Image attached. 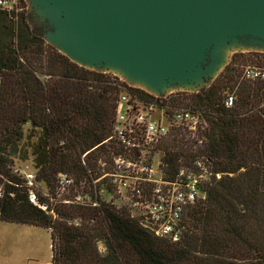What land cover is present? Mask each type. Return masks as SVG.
<instances>
[{
  "label": "trees",
  "instance_id": "obj_1",
  "mask_svg": "<svg viewBox=\"0 0 264 264\" xmlns=\"http://www.w3.org/2000/svg\"><path fill=\"white\" fill-rule=\"evenodd\" d=\"M249 54L264 66V51L232 52L208 85L159 101L110 71L72 61L44 40L28 11L0 10V221L46 228L49 264H264V80L241 76L245 63L233 64ZM121 91L154 99L168 114L188 106L204 121L196 138L177 125L158 144L170 171L198 155L210 166L204 197L186 205L176 240L108 201L61 198L71 190L70 198L91 199V174L108 154L102 142ZM16 155L30 157L34 182L47 188L34 186L36 203L12 168ZM60 173L71 181L57 195Z\"/></svg>",
  "mask_w": 264,
  "mask_h": 264
},
{
  "label": "water",
  "instance_id": "obj_2",
  "mask_svg": "<svg viewBox=\"0 0 264 264\" xmlns=\"http://www.w3.org/2000/svg\"><path fill=\"white\" fill-rule=\"evenodd\" d=\"M26 1L53 28L44 40L72 61L117 68L125 82L152 94L197 91L230 49L264 48V0Z\"/></svg>",
  "mask_w": 264,
  "mask_h": 264
},
{
  "label": "built area",
  "instance_id": "obj_3",
  "mask_svg": "<svg viewBox=\"0 0 264 264\" xmlns=\"http://www.w3.org/2000/svg\"><path fill=\"white\" fill-rule=\"evenodd\" d=\"M22 9L28 11L26 0H0V10L13 17ZM241 76L264 80V66L247 63L241 68ZM149 94L159 101L167 97ZM154 99L144 100L125 91L119 92L111 132L102 142L109 148L108 154L97 157L96 168L91 174V199L83 198L79 193L72 198L65 195L61 198L65 202L87 201L91 205L98 204V200L108 201L127 209L154 234L176 240L181 232L180 221L186 205L204 197L210 166L206 157L198 155L190 164L178 163L170 171L158 144L169 128L177 125L196 138L204 121L198 110L188 106L173 108L168 114ZM232 101V93H227L224 105L228 106ZM13 170L24 178L28 198L36 203L34 173ZM70 181L69 177L59 174L57 195L66 191Z\"/></svg>",
  "mask_w": 264,
  "mask_h": 264
},
{
  "label": "rangeland",
  "instance_id": "obj_4",
  "mask_svg": "<svg viewBox=\"0 0 264 264\" xmlns=\"http://www.w3.org/2000/svg\"><path fill=\"white\" fill-rule=\"evenodd\" d=\"M29 12H31L30 14L32 15V21L41 27L42 32L48 34L47 32L53 31L52 26L47 22L46 19L40 21L34 11L29 10ZM44 38L46 39L45 34ZM250 50L264 51V48L260 46H252L251 49H230L227 61L229 60L230 54L232 52H247ZM247 56L249 57H246L245 55V58L243 59L237 57L233 64L236 66H239L243 63L253 64V62L250 60L252 56L250 54ZM110 72L123 79L122 75L117 73L115 70H111ZM176 90L182 89H172L171 91H166L162 94L168 96L169 94L174 93ZM186 91L189 90L186 89ZM154 117L156 116L154 115ZM12 158V168L34 172L30 157L27 156L26 158L22 159L16 155ZM35 188L40 192H47V188L41 181H35ZM64 195L67 197L70 196L71 190L65 192ZM99 249L102 250V246L100 244ZM49 260L50 238L49 231L46 228L30 224L0 221V264H48Z\"/></svg>",
  "mask_w": 264,
  "mask_h": 264
},
{
  "label": "bare ground",
  "instance_id": "obj_5",
  "mask_svg": "<svg viewBox=\"0 0 264 264\" xmlns=\"http://www.w3.org/2000/svg\"><path fill=\"white\" fill-rule=\"evenodd\" d=\"M228 50H229V48L227 49V47L224 49V58H223V60L217 65L218 66V68H220L222 65H223V63H224V60H225V58H226V56H227V54H228ZM115 69V68H114ZM116 71L118 70L119 71V69H115ZM135 84V83H134Z\"/></svg>",
  "mask_w": 264,
  "mask_h": 264
}]
</instances>
